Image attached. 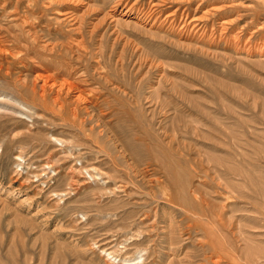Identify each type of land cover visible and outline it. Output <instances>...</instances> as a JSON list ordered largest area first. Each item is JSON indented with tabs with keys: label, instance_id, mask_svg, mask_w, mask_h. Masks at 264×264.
I'll use <instances>...</instances> for the list:
<instances>
[{
	"label": "rangeland",
	"instance_id": "rangeland-1",
	"mask_svg": "<svg viewBox=\"0 0 264 264\" xmlns=\"http://www.w3.org/2000/svg\"><path fill=\"white\" fill-rule=\"evenodd\" d=\"M263 3L0 0L4 42L81 40L90 102L0 66V264H264Z\"/></svg>",
	"mask_w": 264,
	"mask_h": 264
},
{
	"label": "bare ground",
	"instance_id": "bare-ground-1",
	"mask_svg": "<svg viewBox=\"0 0 264 264\" xmlns=\"http://www.w3.org/2000/svg\"><path fill=\"white\" fill-rule=\"evenodd\" d=\"M261 1L264 2V0H261ZM213 8H215V7H213ZM214 12H215V10H214ZM25 20H27V19H25ZM227 23H228V20L222 21V24H221L222 27L225 28L226 27L225 25ZM25 30H27V32L22 30L24 35H25L24 38L26 39L25 41H27L30 46L28 45V43H25L22 40L21 36L18 35L17 33H16L17 35L8 36L10 38L8 42H6V40L4 42L3 38L0 39L2 41V42L0 41L1 42L0 43V66L3 65V61H5V60H7V62H11V63L13 62V60H17V59H21V61H22L25 58L27 52L30 50V47H32V46L37 47L38 50H36V51L41 53V55L43 57H46L48 62H55L54 67H56V68L54 69V71H51L50 70L52 68L51 66L42 67V65L41 66L38 65V68L41 71L37 72L36 75L34 76L32 91L34 92L35 95H37L38 93H37L36 89L39 86L38 82H41V84L39 86L40 90H41V94H39V96L42 97L43 101H45V102H47V99H50L51 104H53L54 107L58 106L60 109L65 108V106H66L65 100L67 97L74 98V103L76 105H75V107L72 106L74 109H72L71 113H73L76 117H78V113L80 110L79 107H77V106H79L78 104H83L84 106H81V107L86 108L87 105L90 103L88 97L85 95L88 92L87 84H89L88 83L89 80H88L87 76L84 74V72H82L80 67L72 64V60H74L73 59L74 56L70 55V58H68L67 60H64V55L69 54V53H65V52H73V53L78 52V53H80L79 55L81 57L79 55H77L79 58H76V60L81 61L84 53L86 52L85 48H81V44H80L81 40H77V41L75 40L74 42H76V45H75V43L74 44H72V43L71 44L70 43L65 44L64 43V44L58 46L59 43L56 45V44H52L51 42L50 43L45 42L44 44H42L41 42L39 43L40 39L38 38V32L37 31L30 33L31 29L29 30L27 28ZM82 51H84V52H82ZM58 57H62V63H60V64L57 63L56 61H54ZM39 61L41 62V60H39ZM64 61H66V62L64 63ZM89 88H91V87L89 86ZM93 89H95V88H93ZM68 102H69V100H68ZM70 109H71V107H70Z\"/></svg>",
	"mask_w": 264,
	"mask_h": 264
}]
</instances>
